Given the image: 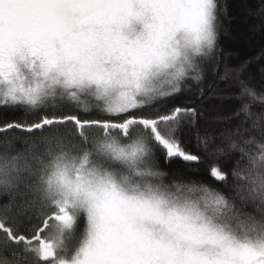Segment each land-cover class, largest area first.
<instances>
[{"label":"snow or ice","instance_id":"snow-or-ice-1","mask_svg":"<svg viewBox=\"0 0 264 264\" xmlns=\"http://www.w3.org/2000/svg\"><path fill=\"white\" fill-rule=\"evenodd\" d=\"M226 12L0 0V264H264V113L234 133L205 119L209 74L232 75L237 119L264 102L246 79L264 58L219 75ZM212 132L235 137L231 170L187 147ZM177 161L208 164L206 182H166Z\"/></svg>","mask_w":264,"mask_h":264},{"label":"trees","instance_id":"trees-1","mask_svg":"<svg viewBox=\"0 0 264 264\" xmlns=\"http://www.w3.org/2000/svg\"><path fill=\"white\" fill-rule=\"evenodd\" d=\"M220 2L227 9V12L221 15L222 27L217 49L220 61L219 75L223 76L225 67L235 69L245 60H251L253 57L264 58V0H220ZM260 67L259 63L252 64L246 77L250 84L256 86L258 92L261 90L260 85L264 83L259 76ZM232 80V75H229L225 81H220L209 74L204 85L208 95L205 104V119L210 121L214 128L225 132L234 133L237 128L242 131L245 129L251 131L253 121L257 120L261 113H264V102L249 100L250 111L254 115L246 117L242 113L237 119L234 116L237 105L234 100L230 99L236 92ZM210 88L211 91H209ZM254 134L258 137V130ZM203 135L204 133L201 132V137ZM211 137L208 146H205L202 140H198L196 134L193 133L187 139V147L194 154L198 150L202 157L208 153H214L217 148L223 149V166L231 170L239 160L238 154L233 155L234 150L230 147L231 141L235 137L222 138L215 132L211 133ZM17 147L22 149L23 145L20 144ZM210 162L211 158H209ZM207 168L208 164H202L196 168L188 167L177 161L161 170L168 173L165 177L166 182L174 178L189 183L206 182Z\"/></svg>","mask_w":264,"mask_h":264}]
</instances>
